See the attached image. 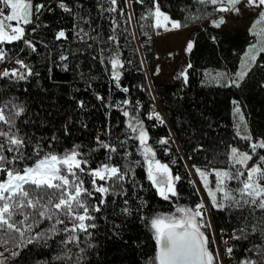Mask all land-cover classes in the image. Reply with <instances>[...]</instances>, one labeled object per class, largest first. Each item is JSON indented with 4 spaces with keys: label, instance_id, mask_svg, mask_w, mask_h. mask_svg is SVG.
<instances>
[{
    "label": "snow or ice",
    "instance_id": "1",
    "mask_svg": "<svg viewBox=\"0 0 264 264\" xmlns=\"http://www.w3.org/2000/svg\"><path fill=\"white\" fill-rule=\"evenodd\" d=\"M198 2L212 7L200 12L189 11L186 19L199 21L207 17L212 25L219 27L225 21L224 15H218L220 12H248L255 17L248 31L256 42L247 46L239 69L231 74L218 72L211 77L216 85L226 80L228 85L239 87L254 66L264 67V58H261L264 0ZM121 3L126 6L120 7ZM135 3L148 5L139 17L142 29L149 24L157 30L183 26L181 19L163 9L161 0H107V7L104 0H99L95 15L88 0H74V3L0 0V264H91L88 257L95 249L101 219L106 225L110 223L111 232L124 247L132 244L137 248L147 247L149 239L154 241L152 254L143 253L144 264H264V136L253 137L240 102L233 98L234 120L239 116L234 125L236 135L247 142L246 147L226 145L223 155L229 166L211 168L215 174L214 187L208 170L196 164L188 165L189 172L194 169L199 174L207 196L201 194L194 205L176 202L181 198L177 182L182 174L174 173L168 162L158 158L144 118L154 120L155 127L165 124V117L155 104L142 114V101H133L130 86L121 82L125 61L119 49L117 29L121 25L117 14L125 21L124 31L129 32L127 24L135 14L130 9ZM57 6L74 17L73 32L78 41L85 43V53L89 48H96L95 41L99 42L91 55L102 64H110V69L105 67L109 84L129 93L113 103L112 92L106 97L95 88V78L86 79L81 75L86 89L106 108L107 124L94 133L87 132V111L94 105L78 95L81 90L75 85L73 92L68 93L74 107L62 113L54 105L52 112L47 108L41 112L42 101L37 105L31 97H22L19 91H13L23 87L27 92L28 82L39 75L33 57L40 54V46L45 50L44 58L54 52L52 41L36 34L49 26L43 13L54 12ZM105 17L110 21V35L104 31ZM67 36L66 29L60 27L54 32L53 41L59 42ZM193 46L194 42L189 40L186 51H191ZM68 55L64 52L59 56L60 66L68 67L65 63ZM191 67L189 62L187 68ZM187 68L179 74L183 79L181 87L189 83ZM205 75L202 85L210 82ZM192 108L190 123L199 120L201 124H208L210 130L211 125L196 101L192 102ZM113 109H118L125 118L117 120L115 125L110 119ZM74 130L81 135L75 136ZM198 131L208 134L203 128ZM173 139L171 135L161 136L156 144L171 154L168 145ZM204 148V143H197L193 153ZM137 154L139 158L134 159ZM141 166L149 187L159 197L176 203L173 211H148L149 200L143 194L145 185L137 171ZM196 191L201 192L199 186ZM213 209L226 213L229 221L233 217L236 220L235 227L219 228L223 252L219 244L215 249L211 247L217 227L209 217ZM136 219L148 230L150 238L137 236L133 240L128 236L125 239L128 224ZM242 242L248 244L243 249L245 255L233 259L234 249Z\"/></svg>",
    "mask_w": 264,
    "mask_h": 264
},
{
    "label": "trees",
    "instance_id": "2",
    "mask_svg": "<svg viewBox=\"0 0 264 264\" xmlns=\"http://www.w3.org/2000/svg\"><path fill=\"white\" fill-rule=\"evenodd\" d=\"M35 2H39V0H35ZM68 2L74 3V0H68ZM98 2L99 0H88L93 15L97 11L95 4ZM161 3L165 11H168L174 18L181 19L182 27L192 25L207 18L205 17L199 21L188 20L186 17L189 11L200 12L205 7H211L210 5H200L198 0H161ZM104 6L107 7V0H104ZM125 6L124 3L120 4V7ZM147 6V4L140 5L139 3H135L132 6L130 10H133L135 14L133 21L127 24L129 32L124 31L125 21L117 14L121 25L117 29V35L120 36L119 49L121 57L125 61L121 82L124 85L130 86V98L133 101L136 99L142 101L144 105L141 110L142 114L150 110V104L155 99L158 100L166 117V123L157 124L154 127L155 121L144 117L152 138L151 142L158 150V158L169 164L172 159L174 164H170V166L174 173L176 172L175 170H178L182 174V179L177 182L181 198L176 202L194 205L201 196L196 191L195 184L191 183L193 181L192 174L183 163L182 156L176 148L170 145L168 147L172 149L171 154L165 152L156 144V141L161 136L169 135V129H171L189 165L196 164L208 171L213 167H228L227 159L223 155L226 145L236 144L243 149L247 144L246 141L236 135L234 125L238 121L237 115L234 120L233 98H236L240 102L241 109L253 137L258 139L264 136V83H261L264 80V67L259 65L254 66L239 87L228 85L226 80L220 85L211 82V76L214 73L227 71L231 74L238 70L242 54L246 51L249 44L254 43L255 37L250 32L241 29L224 28L215 30L211 27L200 26L190 33V40L194 42L193 49L187 51L182 62L174 66L173 80L168 79L166 82L154 84V95L156 98L153 99L151 90L148 87L145 70L146 68L150 69L155 60V49L152 39L159 29L157 30L151 24L143 29L140 27L142 22L139 20V17ZM43 19L48 21L49 26L39 29L36 35L52 41L54 52L50 53L47 58H44L45 50L43 46H40V54L33 57L36 61L35 71L39 75L33 77L28 82L27 92H24L23 87L19 89L14 88L13 91H19L22 97H31L37 105L42 101L43 108L40 109L41 112H43L44 108L52 112V106L54 105L62 113L74 107L68 93L73 92L72 86L75 85L76 88L81 90L78 95L89 100L90 104L94 105V107H90L87 111V132L94 133L99 130L101 125L107 124L106 108L95 99L90 89H86L85 81L80 78L81 75L86 79L88 77L95 78V88L106 97L109 92H112L114 96L113 103H115L116 99L129 96V93H124L122 89L113 88L109 84L108 73L105 72V67L110 69V64H102L91 55L99 47L98 41L94 42L96 48H89L87 53L83 51L86 45L75 37L72 28L74 17L71 13H66L57 6L54 12L45 11ZM97 22L99 23V21ZM103 23L105 33L110 35L111 33L108 28L110 21H108L107 17H105ZM60 27L66 29L68 36L67 38H60L59 42L53 41V34ZM145 32L147 35H144ZM29 35L32 34L29 33ZM213 36L216 37L215 40L212 39ZM104 47L107 48L108 44L105 43ZM64 52L69 53L65 61L68 64L67 68L60 66L61 61L59 60V56L64 54ZM105 55L107 56L108 53L106 52ZM261 58H264V54H262ZM189 62L192 65L191 68H187ZM53 65L56 66L53 67ZM185 68H187L189 73V83L181 87L183 79L179 74ZM206 73L210 82L202 85L200 82L206 78ZM21 85H23V82H21ZM140 85H144V87L141 88ZM193 101L197 102L200 111L208 119L211 125L210 130L208 124H201L199 120L195 124L190 123L189 118L194 114L192 108ZM52 114L55 115V112ZM195 115H199V113H195ZM110 119L112 124L115 125L117 120L122 121L125 118L118 109H113L111 110ZM199 128H203L208 134L206 136L203 135V133L198 131ZM87 132L84 138H86ZM74 135L80 136L81 133L78 130H74ZM221 140L224 141V144H220ZM197 143H204L205 148L193 153V149ZM135 158H139V155L137 154ZM137 171L141 181L145 185L143 194L149 200L148 211L150 213L173 211L176 203L159 197L155 193V189L149 187L146 172L142 166ZM109 215L111 218L110 209ZM101 216H103V213ZM210 217L212 223L217 226L215 236L221 247L224 248L223 241L219 239V228L229 225L235 227V217L229 221L226 213L215 209L210 213ZM99 223L100 227L95 236V249L89 253L88 257L91 264H144L143 253L147 255L152 254L154 241L149 239L147 247L141 246L137 248L135 244L124 247L119 237L114 236L111 232L110 223L106 225L103 219ZM128 236H131L133 240L137 236L144 239L146 237L150 238V233L136 219L132 220L127 226L125 239ZM81 238L83 239V237ZM214 245L213 242L211 245L213 249ZM246 247H248V244L242 242L235 248V258H242L245 255L243 249ZM5 255H8V253H5Z\"/></svg>",
    "mask_w": 264,
    "mask_h": 264
},
{
    "label": "rangeland",
    "instance_id": "3",
    "mask_svg": "<svg viewBox=\"0 0 264 264\" xmlns=\"http://www.w3.org/2000/svg\"><path fill=\"white\" fill-rule=\"evenodd\" d=\"M212 7V6H211ZM218 15H224L225 21L219 26H214L209 22L210 18H206L203 21L196 22L192 25L180 28H168L164 29L163 27L159 28V31L156 33L153 40V46L155 49V60L150 69L145 70L146 77L148 81V87L151 90L152 97H155L154 93V84L158 82H166L168 79L173 80L172 75H174V66L180 64L186 55V46L187 42L190 40V33L194 29H198L200 26L211 27L215 30H221L224 28H234L241 29L246 32H249V27L251 25L252 20L255 18L251 13L244 12L243 14H237L233 12H220ZM256 42V38L254 43ZM247 50V49H246ZM159 66V71H157V67ZM240 67V64H239ZM239 69V68H238ZM215 74V73H214ZM213 74V75H214ZM212 75V76H213ZM211 76V77H212ZM156 98V97H155ZM156 100V99H155ZM156 108L161 111L164 115L161 107L159 108L155 102ZM151 108V107H150ZM165 117V115H164ZM166 119V117H165ZM239 120V116L237 114V121ZM173 148H176L180 154H183L180 146L176 142V139L170 144ZM193 180L196 181L195 186L200 187L201 192H198L199 195L203 194V196H207V191L203 187V182L199 178V174L195 173L194 170ZM209 181L211 186H215L214 178L215 174L209 171ZM210 217V213H209ZM211 218V217H210ZM212 230L209 229V233ZM215 244V241H213ZM217 245H214V249Z\"/></svg>",
    "mask_w": 264,
    "mask_h": 264
},
{
    "label": "built area",
    "instance_id": "4",
    "mask_svg": "<svg viewBox=\"0 0 264 264\" xmlns=\"http://www.w3.org/2000/svg\"><path fill=\"white\" fill-rule=\"evenodd\" d=\"M151 108H152V105H151ZM151 108H149V109H151ZM169 135H171L172 137H174V135L172 134V132H170ZM169 135H167V136H169ZM174 139H175V137H174ZM174 139H173V140H174ZM179 154H180V152H179ZM180 155L182 156V159H183V157H184L183 154H180ZM170 164H171V165L174 164V161H173L172 159H171V161H170ZM185 165H186L187 168H188V165H189L188 162H187ZM175 171L178 172V170H175ZM190 173H191L192 176H193V172L191 171ZM192 178H193V177H192ZM215 235H216V233H215ZM214 241H215V244H216V245L219 244V241H218L217 237H216V240H214ZM219 246H220V250H221V252H223V249H224V248H222L220 244H219ZM223 246H224V244H223ZM226 259H227V257H226ZM233 259H235V257H233Z\"/></svg>",
    "mask_w": 264,
    "mask_h": 264
},
{
    "label": "bare ground",
    "instance_id": "5",
    "mask_svg": "<svg viewBox=\"0 0 264 264\" xmlns=\"http://www.w3.org/2000/svg\"><path fill=\"white\" fill-rule=\"evenodd\" d=\"M155 102H156V104H157V106L160 108V105H159V102H158V100H154V102H152L150 105H152L153 106V104H155ZM183 163L184 164H186L188 161H187V158L184 156L183 157ZM191 175V174H190ZM193 177V176H192Z\"/></svg>",
    "mask_w": 264,
    "mask_h": 264
}]
</instances>
